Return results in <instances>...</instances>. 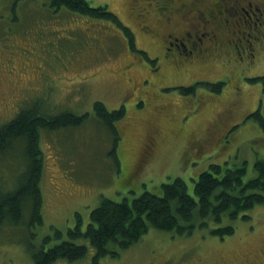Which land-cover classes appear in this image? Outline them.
Wrapping results in <instances>:
<instances>
[{
  "label": "rangeland",
  "instance_id": "1",
  "mask_svg": "<svg viewBox=\"0 0 264 264\" xmlns=\"http://www.w3.org/2000/svg\"><path fill=\"white\" fill-rule=\"evenodd\" d=\"M87 1L120 17L150 58L163 55L161 15L151 9L138 15L145 0ZM181 1L190 3L173 0L172 7ZM197 1L196 8L208 12L216 0ZM240 29L248 30L244 24ZM259 31L264 34V27ZM262 37L252 39L255 60L244 41L215 48L186 70L162 62L154 73L109 19L65 7L56 11L48 0H0V126L36 101L51 115L89 114L79 128L41 132L44 221L35 228V242L55 229L67 233L78 215L84 229L105 197L116 202L160 194L175 178H183L194 195L195 181L211 164L226 169L246 162L247 177L254 176L255 162L264 159V125L249 115L260 111L264 118V87L249 79L264 76ZM220 84L221 90L213 89ZM190 86L194 91L182 89ZM95 102L110 112L125 106V118L115 123L118 136L96 117ZM23 167L16 152L0 162L3 185L13 186ZM236 222L235 234L224 239L200 229L192 236L151 229L119 257L100 264H264V204L253 209L250 220ZM27 239L23 227L0 226V264H34ZM83 264L93 263L88 258Z\"/></svg>",
  "mask_w": 264,
  "mask_h": 264
},
{
  "label": "trees",
  "instance_id": "2",
  "mask_svg": "<svg viewBox=\"0 0 264 264\" xmlns=\"http://www.w3.org/2000/svg\"><path fill=\"white\" fill-rule=\"evenodd\" d=\"M48 3L56 11L65 7L84 16L109 19L124 31L131 51L149 59L147 52L137 48L132 28L125 26L109 8H95L87 0H48ZM249 80L261 81L264 87V76ZM222 84L213 85V89L221 90ZM182 89L194 91L191 86ZM32 105L23 107L0 126V162L16 152L24 165L11 187H5L0 176V226L11 224L29 231L27 246L34 264L63 261L83 264L88 258L93 264H100L108 256L119 257L121 251L139 243L151 229L168 232L171 236H192L200 229L224 239L235 234L236 221L250 220L253 209L264 204L263 158L255 162V175L249 178L246 162L226 169L215 163L195 181L194 195L188 191L183 178H175L162 185L160 194L149 191L131 201L116 202L105 197L91 212V220L84 229L78 215L77 224L67 233L55 229L51 236L47 235L37 243L35 228L44 221L41 182L45 164L40 146L41 132L79 128L88 120L89 114L78 116L63 112L51 115L45 113L39 101ZM94 106L96 117L118 136L115 123L125 118V106L112 112L103 102H95ZM249 118L258 119L264 125L260 111ZM116 160L119 165L120 161Z\"/></svg>",
  "mask_w": 264,
  "mask_h": 264
},
{
  "label": "flooded vegetation",
  "instance_id": "3",
  "mask_svg": "<svg viewBox=\"0 0 264 264\" xmlns=\"http://www.w3.org/2000/svg\"><path fill=\"white\" fill-rule=\"evenodd\" d=\"M172 2L145 0L147 6H141L138 10L139 18L145 17L149 9L157 11L162 17L163 55L147 59L154 73H158L166 63L176 70L182 67L186 70L189 62H199L215 48L239 47L244 41L249 44V56L255 60L257 54L252 48L253 41L264 35L259 31L260 26L264 27V0H216L208 12L196 8L197 0H190L189 4L181 1L180 6L174 7ZM243 24L252 31L240 29ZM141 26L146 33H153L152 27L146 24ZM235 35L242 38L237 39ZM167 86L170 85L161 86V89L167 90ZM144 103L140 101L139 104L144 107Z\"/></svg>",
  "mask_w": 264,
  "mask_h": 264
}]
</instances>
